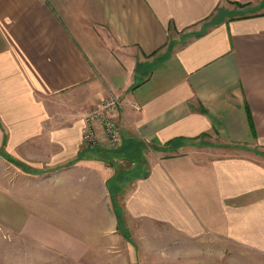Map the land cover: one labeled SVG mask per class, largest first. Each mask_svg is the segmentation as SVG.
<instances>
[{
    "label": "crops",
    "instance_id": "0c3cea01",
    "mask_svg": "<svg viewBox=\"0 0 264 264\" xmlns=\"http://www.w3.org/2000/svg\"><path fill=\"white\" fill-rule=\"evenodd\" d=\"M113 94L120 146L85 147ZM0 123L110 195L121 157L113 263L264 264V0H0Z\"/></svg>",
    "mask_w": 264,
    "mask_h": 264
},
{
    "label": "rangeland",
    "instance_id": "374dc122",
    "mask_svg": "<svg viewBox=\"0 0 264 264\" xmlns=\"http://www.w3.org/2000/svg\"><path fill=\"white\" fill-rule=\"evenodd\" d=\"M8 133V125L0 123V264H116L112 254L125 240L111 230L126 226L121 219L120 181L126 178L121 157H112L116 175L109 190L115 196L104 186V167L48 163L50 157L36 154L40 149L28 155L23 144L11 150ZM132 176L134 180L136 173ZM103 213L108 218L100 219ZM124 249L126 257L133 255Z\"/></svg>",
    "mask_w": 264,
    "mask_h": 264
},
{
    "label": "built area",
    "instance_id": "2783aa9c",
    "mask_svg": "<svg viewBox=\"0 0 264 264\" xmlns=\"http://www.w3.org/2000/svg\"><path fill=\"white\" fill-rule=\"evenodd\" d=\"M121 105L122 100L118 96H111L87 113L83 127L85 147L112 149L121 143L122 131L115 118V112ZM131 105L135 109H141L137 102H132Z\"/></svg>",
    "mask_w": 264,
    "mask_h": 264
}]
</instances>
